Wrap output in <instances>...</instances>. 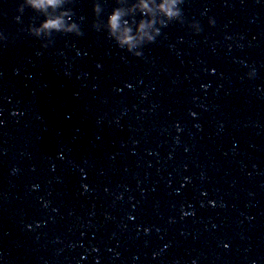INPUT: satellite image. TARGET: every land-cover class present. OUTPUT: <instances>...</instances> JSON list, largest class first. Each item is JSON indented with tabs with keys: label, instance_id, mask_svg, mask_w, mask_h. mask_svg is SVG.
Listing matches in <instances>:
<instances>
[{
	"label": "water",
	"instance_id": "obj_1",
	"mask_svg": "<svg viewBox=\"0 0 264 264\" xmlns=\"http://www.w3.org/2000/svg\"><path fill=\"white\" fill-rule=\"evenodd\" d=\"M19 2L0 0V264H264V0H185L200 33L173 23L141 58L91 30L92 0L46 49Z\"/></svg>",
	"mask_w": 264,
	"mask_h": 264
},
{
	"label": "clouds",
	"instance_id": "obj_2",
	"mask_svg": "<svg viewBox=\"0 0 264 264\" xmlns=\"http://www.w3.org/2000/svg\"><path fill=\"white\" fill-rule=\"evenodd\" d=\"M75 3L76 0H20L14 20L22 25L20 32L40 41V46L46 49L55 44L57 37L80 38L84 35L81 27L83 18H77L73 10ZM184 3L185 0H114L111 12H106L103 0H92L90 28L103 33L106 39L128 55L141 58L143 49L156 43L162 30L173 23L186 25L193 34L200 33L198 21H186ZM26 10L34 15L24 26L22 17ZM15 41L16 36L9 39L0 32V44L6 46ZM246 75L248 79H254L256 72L253 69Z\"/></svg>",
	"mask_w": 264,
	"mask_h": 264
}]
</instances>
